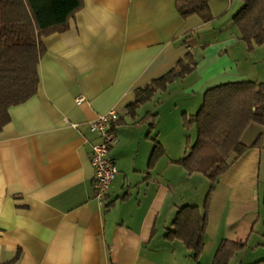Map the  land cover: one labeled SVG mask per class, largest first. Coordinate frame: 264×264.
<instances>
[{"label":"crops","instance_id":"crops-1","mask_svg":"<svg viewBox=\"0 0 264 264\" xmlns=\"http://www.w3.org/2000/svg\"><path fill=\"white\" fill-rule=\"evenodd\" d=\"M83 1L67 32L44 38L39 91L10 108L0 134V264H212L223 241H244L238 220L261 211L264 126L253 124L243 136L250 146L262 135V147L248 150L215 185L196 261L166 235L179 207H202V197L177 187L200 173L174 163L172 127H161L160 117L170 102L182 118L196 114L205 93L222 84L264 83V46L249 52L233 23L243 2L215 0L214 19L204 23L184 20L177 0ZM189 52L199 61L196 71L159 91L132 119L127 106L135 92ZM112 110L121 116L110 152L118 174L101 202L92 165L100 139L90 124ZM155 142L165 155L151 168ZM245 251L230 264H257L245 263Z\"/></svg>","mask_w":264,"mask_h":264},{"label":"trees","instance_id":"trees-1","mask_svg":"<svg viewBox=\"0 0 264 264\" xmlns=\"http://www.w3.org/2000/svg\"><path fill=\"white\" fill-rule=\"evenodd\" d=\"M214 1L177 0L176 7L184 20L198 16L204 23H210L214 19L211 11ZM242 2L233 23L248 51L253 52L255 47L264 46V0ZM83 8V0H0V134L11 122L10 108L26 103L39 91L38 68L47 51L44 38L67 32L70 21ZM198 64L195 54L189 52L171 72L138 89L135 100L127 106L128 115L135 119L137 111L159 91L167 92L169 85L195 72ZM253 124L264 126V83L253 81L216 86L205 93L196 114H183V128L196 129L197 138L194 144L187 139L185 156L174 163L190 175H205L211 188L202 209L179 208L166 240L182 241L196 261L205 250L215 185L248 150L261 147L262 135L250 146L243 142ZM151 129H155L154 123ZM164 155L162 145L155 142L150 167ZM262 203L264 206V193ZM246 247L245 241H223L212 264H230Z\"/></svg>","mask_w":264,"mask_h":264},{"label":"rangeland","instance_id":"rangeland-1","mask_svg":"<svg viewBox=\"0 0 264 264\" xmlns=\"http://www.w3.org/2000/svg\"><path fill=\"white\" fill-rule=\"evenodd\" d=\"M174 101H176V98H174ZM201 103H203V101ZM201 105L202 104L198 106L199 107L198 109H200ZM179 108L180 107L176 109V105L174 104V102L165 103L162 109V112H161V117H160L161 127H164L166 125H169V127H172L173 132L169 134L168 137L172 140V143H173V149L171 151L172 156L177 160L182 159L185 156L187 139L190 138L191 144H194L197 138L196 129L187 131L183 128V118H182V113L179 111ZM197 112L198 111L196 110V112L194 113H197ZM120 119H121V116L119 120ZM118 121H116L115 124H117ZM165 136L166 135H164L163 137ZM261 147H262V142H261ZM262 150L264 152V145H263ZM261 182H262L261 195H263L264 193V162L262 166ZM186 183H188L189 185L183 186L184 184H182L181 186L177 185V187H179L180 191L181 190L183 191L185 190L187 192L193 191L194 193H197L198 196L202 197V200H200L201 201L200 205L202 206L201 207L202 209L204 207L206 197L211 188V182L205 175L195 174L192 177V179ZM212 202H213V196L211 199V204ZM179 208H182V207H179ZM210 210H211V206H210ZM236 225H237L238 233H239L238 239L247 241V248L245 251L247 257H246L245 263H249V262L254 263L257 261L256 262L257 264H264V263H260L261 261L264 260V207L263 205H262L261 211L255 214L254 219H251V215L243 216L238 220ZM239 259H241V257H238L237 260Z\"/></svg>","mask_w":264,"mask_h":264},{"label":"built area","instance_id":"built-area-1","mask_svg":"<svg viewBox=\"0 0 264 264\" xmlns=\"http://www.w3.org/2000/svg\"><path fill=\"white\" fill-rule=\"evenodd\" d=\"M84 97L77 99V104L82 105ZM120 118L116 110L99 116L91 122L90 129L99 136V143L92 147V165L95 170L96 199L106 202L110 193L111 185L118 174L117 166L111 157V149L117 141V132L114 127Z\"/></svg>","mask_w":264,"mask_h":264}]
</instances>
